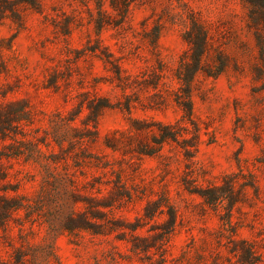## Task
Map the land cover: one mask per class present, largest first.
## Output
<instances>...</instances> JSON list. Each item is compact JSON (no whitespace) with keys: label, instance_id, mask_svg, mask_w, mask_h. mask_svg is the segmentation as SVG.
Instances as JSON below:
<instances>
[{"label":"rangeland","instance_id":"1","mask_svg":"<svg viewBox=\"0 0 264 264\" xmlns=\"http://www.w3.org/2000/svg\"><path fill=\"white\" fill-rule=\"evenodd\" d=\"M51 248L264 264V0H0V262Z\"/></svg>","mask_w":264,"mask_h":264},{"label":"trees","instance_id":"2","mask_svg":"<svg viewBox=\"0 0 264 264\" xmlns=\"http://www.w3.org/2000/svg\"><path fill=\"white\" fill-rule=\"evenodd\" d=\"M191 20V26L189 29L186 30L185 33V38L188 42L189 47L182 58L183 64H185L187 67V71L186 73H183L182 71H179L178 73V78L180 80H183L186 84L184 87V95L186 96H188L190 92L191 82L194 79L195 75L205 68L203 59L208 50L209 45L208 31L196 19L192 18ZM222 70L223 67H220L217 70L211 69V71L209 70L208 73H219ZM188 106L189 108H191L189 105V101ZM246 252H248V257L245 255L244 259H241V261L243 260V263L247 262L248 264H256V261L253 260V257L251 255V250L246 249ZM52 254V248L50 249V251H46V253L37 254V252H35V255L33 257V263L51 264ZM26 261L27 258L25 253L20 251L16 256V262L14 264H26ZM0 264L5 263L0 262ZM158 264H164V259H162Z\"/></svg>","mask_w":264,"mask_h":264}]
</instances>
